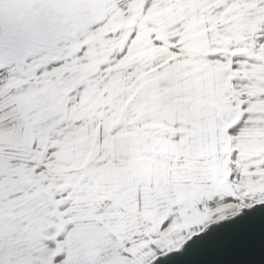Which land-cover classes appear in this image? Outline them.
<instances>
[{
    "label": "snow or ice",
    "instance_id": "obj_1",
    "mask_svg": "<svg viewBox=\"0 0 264 264\" xmlns=\"http://www.w3.org/2000/svg\"><path fill=\"white\" fill-rule=\"evenodd\" d=\"M0 264H264V0H0Z\"/></svg>",
    "mask_w": 264,
    "mask_h": 264
},
{
    "label": "rangeland",
    "instance_id": "obj_2",
    "mask_svg": "<svg viewBox=\"0 0 264 264\" xmlns=\"http://www.w3.org/2000/svg\"><path fill=\"white\" fill-rule=\"evenodd\" d=\"M193 38H195V36Z\"/></svg>",
    "mask_w": 264,
    "mask_h": 264
}]
</instances>
